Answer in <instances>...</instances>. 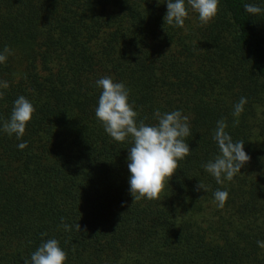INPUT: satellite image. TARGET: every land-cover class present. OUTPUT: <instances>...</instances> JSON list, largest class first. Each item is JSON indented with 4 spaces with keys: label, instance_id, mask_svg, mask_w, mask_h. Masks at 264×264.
<instances>
[{
    "label": "trees",
    "instance_id": "trees-1",
    "mask_svg": "<svg viewBox=\"0 0 264 264\" xmlns=\"http://www.w3.org/2000/svg\"><path fill=\"white\" fill-rule=\"evenodd\" d=\"M246 3L264 9L219 0L212 23L189 8L180 28L164 22L166 0H0V52L11 50L0 64V264L30 262L52 238L65 264H264V12ZM106 76L128 89L137 122L188 117L192 152L159 200L133 203L131 138L115 141L95 116ZM20 96L35 112L18 140L3 123ZM222 119L251 159L217 184L203 165L219 155Z\"/></svg>",
    "mask_w": 264,
    "mask_h": 264
},
{
    "label": "clouds",
    "instance_id": "clouds-1",
    "mask_svg": "<svg viewBox=\"0 0 264 264\" xmlns=\"http://www.w3.org/2000/svg\"><path fill=\"white\" fill-rule=\"evenodd\" d=\"M160 3V0H158ZM167 13L164 22L168 26L183 28L185 19L189 15V8L198 14L202 26L212 23L218 14L219 0H166ZM245 11L251 16L260 15L264 9L254 3H246ZM11 50L7 47L0 52V64L7 60ZM102 92L99 97L98 107L95 110L97 120L105 132L117 142H125L131 138L132 146L129 148L128 170L130 195L135 201L142 199L159 200L164 190L165 181L168 183L178 170V162L191 154L186 138L191 134L188 117L181 111L161 113L157 110L154 118L158 121L155 125H147L143 121L137 122L138 113L133 110V105L128 102L129 91L123 83L114 82L111 77H103L96 81ZM0 87L7 88L6 81H0ZM3 92H0V99ZM247 99L240 98L234 106L233 115L236 117L234 126L239 124V116L244 110ZM35 112L32 103L24 96L15 100L10 119L3 123V131L9 136L13 134L20 140L26 132V127ZM227 123L219 120L213 135L219 148V155L203 165L205 170L216 180L223 184L224 180L232 181L241 168L250 161V156L244 151V142H233L232 137L226 132ZM23 150L27 142L18 144ZM203 189L200 182L197 190ZM218 207L223 208L228 199L227 191L217 190L214 193ZM63 221V218H61ZM66 232L72 230L71 226L63 223ZM81 231L80 224L75 225ZM43 235H47L44 233ZM258 246L264 249V241H257ZM67 253L60 247L55 238L42 242L36 251L31 254V261L25 264H65Z\"/></svg>",
    "mask_w": 264,
    "mask_h": 264
}]
</instances>
